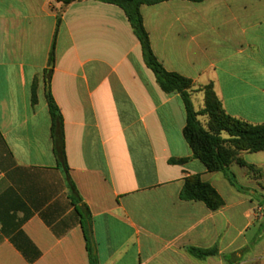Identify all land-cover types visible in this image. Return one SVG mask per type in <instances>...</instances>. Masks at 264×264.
<instances>
[{
    "label": "crops",
    "instance_id": "crops-1",
    "mask_svg": "<svg viewBox=\"0 0 264 264\" xmlns=\"http://www.w3.org/2000/svg\"><path fill=\"white\" fill-rule=\"evenodd\" d=\"M140 12L158 61L193 81L196 111L212 84L228 115L264 125V0L168 1ZM58 17L50 87L99 264H264L254 194L194 158L180 96L149 74L124 11L94 0H0V264H90L45 96ZM239 157L258 172L234 162L237 182L264 195V151ZM195 175L223 208L180 199ZM192 247L218 254L198 260Z\"/></svg>",
    "mask_w": 264,
    "mask_h": 264
},
{
    "label": "trees",
    "instance_id": "trees-1",
    "mask_svg": "<svg viewBox=\"0 0 264 264\" xmlns=\"http://www.w3.org/2000/svg\"><path fill=\"white\" fill-rule=\"evenodd\" d=\"M79 0H60L64 7ZM111 4L121 8L134 34L140 42L144 64L150 70L156 83L165 94L176 93L180 96L185 112L186 125L183 130V137L192 149L194 158L202 162L210 173H222L230 186L242 194L252 193L258 198V207L264 213V195L250 191L241 186L230 166L237 162L247 167L251 173L258 171L254 166L246 164L239 155L243 152L257 153L264 151V125H253L228 115L221 101L214 92L212 84L205 86L202 91L205 95L204 108L196 111L192 98L193 81L178 73L167 71L155 56L148 32L144 26L140 12L142 6H154L168 1H189L203 3L208 0H94ZM61 24V17L57 20V29L52 48L48 59V68L45 71L46 79V100L52 120V137L56 146V156L59 166L67 178L69 198L76 207L80 216L84 236L87 242V251L90 264H99L96 245L93 239V224L90 211L79 196L76 186L69 176V168L66 162L64 143V121L60 108L58 107L51 91L50 82L55 66V46L57 32ZM32 103L37 101L36 84L32 87ZM206 117L207 125H204L200 118ZM226 135L227 137H224ZM174 164H186L188 159L171 160ZM180 199L190 202H202L211 211H218L224 207L225 202L218 191L208 182L202 180L200 175L188 177L180 193ZM189 254L198 260L218 254L217 248L200 249L189 248Z\"/></svg>",
    "mask_w": 264,
    "mask_h": 264
},
{
    "label": "rangeland",
    "instance_id": "rangeland-1",
    "mask_svg": "<svg viewBox=\"0 0 264 264\" xmlns=\"http://www.w3.org/2000/svg\"><path fill=\"white\" fill-rule=\"evenodd\" d=\"M149 72V74H151L152 76H153V74L150 72V71H148ZM194 105H195V108H198L199 107V100H195L194 101ZM207 118L206 117H201V121H203V124L204 125H207ZM258 198L259 197H254L253 198V201L254 202H257L258 201ZM254 224H258V220L259 219H263L264 218V214H263V212L262 211H260L259 209H257L255 212H254ZM258 226V225H257ZM256 225H255V228L256 229H259V226L257 227ZM250 264H254V263H250Z\"/></svg>",
    "mask_w": 264,
    "mask_h": 264
}]
</instances>
